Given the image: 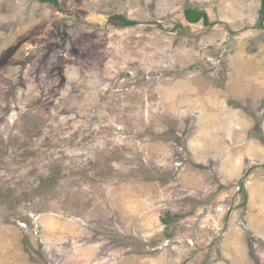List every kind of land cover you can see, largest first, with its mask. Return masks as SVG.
<instances>
[{
	"label": "rangeland",
	"instance_id": "374dc122",
	"mask_svg": "<svg viewBox=\"0 0 264 264\" xmlns=\"http://www.w3.org/2000/svg\"><path fill=\"white\" fill-rule=\"evenodd\" d=\"M259 7L0 0V264H264Z\"/></svg>",
	"mask_w": 264,
	"mask_h": 264
},
{
	"label": "trees",
	"instance_id": "16d2710c",
	"mask_svg": "<svg viewBox=\"0 0 264 264\" xmlns=\"http://www.w3.org/2000/svg\"><path fill=\"white\" fill-rule=\"evenodd\" d=\"M40 2H44V3H48L54 7L58 6V0H39ZM259 12L261 15V19H263L264 17V0H260V7H259ZM113 19H118L119 21L121 20V24L122 25H128L131 26L133 24H136L135 21L131 20V19H127L125 18L123 15H114L112 16ZM184 18L186 21H188L189 23H197L200 20H202V22L204 24H208V15L204 12L201 11L197 8H193V7H188L184 10Z\"/></svg>",
	"mask_w": 264,
	"mask_h": 264
},
{
	"label": "clouds",
	"instance_id": "9594fccd",
	"mask_svg": "<svg viewBox=\"0 0 264 264\" xmlns=\"http://www.w3.org/2000/svg\"><path fill=\"white\" fill-rule=\"evenodd\" d=\"M189 23V22H188Z\"/></svg>",
	"mask_w": 264,
	"mask_h": 264
}]
</instances>
